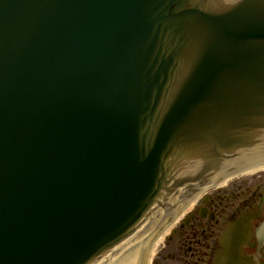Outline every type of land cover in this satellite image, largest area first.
<instances>
[{"label":"water","instance_id":"1","mask_svg":"<svg viewBox=\"0 0 264 264\" xmlns=\"http://www.w3.org/2000/svg\"><path fill=\"white\" fill-rule=\"evenodd\" d=\"M223 1L0 0V264H149L158 199L264 143V0Z\"/></svg>","mask_w":264,"mask_h":264},{"label":"flooded vegetation","instance_id":"2","mask_svg":"<svg viewBox=\"0 0 264 264\" xmlns=\"http://www.w3.org/2000/svg\"><path fill=\"white\" fill-rule=\"evenodd\" d=\"M239 169L237 163L228 168L222 185L185 188L177 196L176 211L165 214V221L153 228L148 248L157 242L150 264H221L216 255L222 239L243 215L247 222L239 232L242 237L234 239L243 255L237 264H264V172Z\"/></svg>","mask_w":264,"mask_h":264},{"label":"bare ground","instance_id":"3","mask_svg":"<svg viewBox=\"0 0 264 264\" xmlns=\"http://www.w3.org/2000/svg\"><path fill=\"white\" fill-rule=\"evenodd\" d=\"M259 171H263L264 172V169H255V170H251V171H248L246 173H255V172H259ZM224 183V182H223ZM223 183L219 184V185H222ZM190 206V205H189ZM150 259V257H149ZM150 264V263H149Z\"/></svg>","mask_w":264,"mask_h":264}]
</instances>
